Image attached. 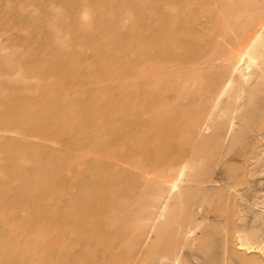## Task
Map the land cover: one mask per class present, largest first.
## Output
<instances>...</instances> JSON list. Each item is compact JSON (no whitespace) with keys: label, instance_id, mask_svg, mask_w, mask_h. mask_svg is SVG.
I'll use <instances>...</instances> for the list:
<instances>
[{"label":"bare ground","instance_id":"bare-ground-1","mask_svg":"<svg viewBox=\"0 0 264 264\" xmlns=\"http://www.w3.org/2000/svg\"><path fill=\"white\" fill-rule=\"evenodd\" d=\"M86 3L87 6L90 4V2ZM112 6L114 4L111 8ZM93 9L92 13L96 15L97 8L94 6ZM65 12L68 13V11ZM78 12L81 14L79 9ZM243 14L245 16L242 18ZM142 15L145 28L140 30H118L112 35L113 29H116L114 24L102 25V28L92 31L91 29L87 31L86 25L83 24L86 34L76 29V34H84L80 36V40H76L74 44L67 40L69 54L77 53L83 57V60L73 57L63 60V65L59 63L60 61L55 62L59 63V69H56L60 71L58 78L61 82L58 85L60 88L69 89V93L65 94H73L78 97V100L81 92L78 94V91L73 90L76 86L83 87L82 92L88 90L90 93L87 98H82L81 95L80 104L76 108L64 105V102H67L65 96L52 95L54 90L51 91L48 84L41 92L34 90L33 83L19 84L17 81L7 84L5 81V84H0V170L8 167L11 169L9 173L0 171V199L15 200L20 206H23L27 200L28 205L35 203L36 198L33 196L26 199L25 191L19 192L21 194L14 197L16 191L13 194L12 189L2 185L17 183L19 189L21 185L18 184L25 182V184L30 183L31 185L27 184V186L34 187V190L39 189L42 180L30 177L31 175L28 178L24 177L25 175L20 171L29 169L32 164L37 165L38 161L32 159L31 154L37 148L50 147L41 144L44 140L53 141L48 135L50 132H62L60 139L57 140L65 142L64 144L70 143L69 153H72L70 156L74 157L81 152L82 146L86 144L96 148L86 154L81 152L74 162L68 158L62 160L59 156V160L63 162L60 164L57 177H65L63 180L67 187L47 188L45 195L49 197L48 203H43L44 205L34 210L32 215L23 216L19 211L0 209V220L17 221L15 226L22 228L0 233V264H102L103 259L110 253L113 264H137L153 223L148 226L142 239L134 247H129L119 254L109 252L108 249L114 248L119 241L109 238L107 240V235L113 236L114 231L108 234L106 230L108 228L105 227L108 219L103 217V213L105 211L115 213L125 208V204L116 196L117 194L110 199L109 195L115 191L112 188V181L120 180L123 185H126L130 178V181L138 183L148 172L149 162H161L167 167L166 171L161 173L164 175L161 182L170 181L169 192H172L180 189L181 176L185 168L189 166L187 162L182 163L174 157H167L171 138L164 144L163 141L156 140V137L153 140H150L151 138L147 140L146 138H149V134L154 133L155 129L148 127L147 131H139L135 128L139 125L138 122H143L145 114L134 118V115H125L116 111L112 113L102 111L100 113L106 115L104 118L96 116L95 112H99L107 105L122 102L125 108L132 110L136 108V104L139 106L147 103L150 108L149 113L153 114L157 111L161 113L174 102L169 98L171 94L180 97L187 93L191 96L192 92L202 93L208 102L214 101V105H217L220 98L234 85L236 77L244 80L249 88L247 90H262L264 67L258 66L254 72H250V69L256 64L254 59L257 52L264 54V0H145ZM105 16L112 18L114 14L110 12ZM133 20L136 19L133 18ZM79 24H81L80 20L77 25ZM66 34V37L60 34L58 36L67 39L68 34ZM55 36L57 39V35ZM68 38L71 39V37ZM47 39L43 42H47ZM57 45L59 47V44ZM64 46L65 44H62L65 50L66 46L65 48ZM127 46H133L131 54L125 53ZM142 48L144 51L140 50ZM2 49L0 48V51ZM57 49L62 51L60 47L55 50ZM46 50L45 52L48 53L49 51ZM123 53L127 57H123ZM133 54L135 56L137 54L138 57L135 58ZM58 55L60 54L57 53ZM54 56L53 58L50 56L52 60ZM59 58L62 59L61 56ZM18 60L12 61L14 65L8 69H0V76L7 73L15 76L16 67L20 62ZM94 63L99 65L95 66ZM35 69L38 71L37 68ZM254 74L257 75L255 83L251 79ZM45 75L48 74L45 73ZM191 83H197L198 87L192 88L190 92L189 89L186 90V87ZM135 85L138 90L131 92L130 89L132 90ZM154 87L158 88V92H153L155 94L150 96L149 93ZM30 88L32 92H26ZM98 88H104L108 94L104 98H97ZM245 90L244 85L239 86L234 99L238 101L242 98ZM29 104L35 105V109L27 108ZM55 107H60V110H56ZM114 122L117 123L114 125ZM198 123L195 125H199ZM76 130H80L79 133H76ZM77 134H79L78 137ZM35 136L43 141L34 143L31 137ZM152 151L156 153L154 152V157L150 158ZM139 153L146 154L144 155L146 160H135V154ZM131 156L135 166L140 167L141 174H130L129 166L123 164L128 162ZM212 157L215 159V156ZM21 158L25 162H20ZM225 159L226 155L219 156L217 164H225ZM57 163L56 165L53 163L52 167L57 168V165L59 166ZM174 171H177V174L171 178V173ZM212 180L211 175L206 178V181ZM79 188L80 190L76 192ZM163 191L165 188L160 189V198L163 196ZM119 192L124 198H130L137 194L138 190L123 189ZM147 205L148 215H153L156 204L149 201ZM28 236L34 237V243H31V246L24 244ZM102 236L103 241L100 239ZM129 236H134L132 229H126L122 239L126 240L125 238ZM240 244L239 246L243 248L246 243ZM104 245H108L109 248L103 250ZM247 247L249 251L253 250L252 245ZM111 256L109 255V258Z\"/></svg>","mask_w":264,"mask_h":264},{"label":"rangeland","instance_id":"rangeland-1","mask_svg":"<svg viewBox=\"0 0 264 264\" xmlns=\"http://www.w3.org/2000/svg\"><path fill=\"white\" fill-rule=\"evenodd\" d=\"M102 1L104 2L103 5ZM86 2H90V4L87 6ZM113 4L114 6L111 8ZM97 5L100 6L98 7ZM94 6L98 10L95 11L98 13H96L97 16L92 13L95 10L93 9ZM109 6L110 8H107ZM144 6L145 0H1L0 48L3 49L0 51V69L6 70L13 66L14 62L12 61L14 60L17 61L19 59L18 61L20 62H18V67H16L15 76L12 73L11 75L3 73L4 75L0 76V84H5V81L7 84L17 81L19 84L33 83V88L37 92L43 91L46 84H48V86L50 85L49 89L51 91L52 89L54 90L52 95L55 97L65 96L64 98L67 102H64V105L74 108L78 107L82 96V98L89 97V91L82 92L83 87L81 86L73 88L74 91H78V94L81 92L78 100V97L73 96V94H65L69 93V89L60 88L58 85L61 82L60 78H58L60 71L58 72L57 70L59 69V63L62 64L63 60L73 57L83 60V57L77 53L69 54L67 51V40L72 44L76 40H80V36L83 33L76 34L75 30L78 29V31L85 33L83 24L86 25L87 31L90 29L91 31L97 30L109 23L114 24L116 29H113L112 35L118 30L129 31L130 29L140 30L143 27L145 28V21L142 15ZM77 8L81 14H79ZM65 11H68V13ZM110 12L114 14V17L108 18L105 16L106 13ZM116 12L119 13L117 14ZM55 13L56 16H54ZM100 14L102 16L99 17ZM244 16L245 14H243L242 18ZM66 17H68V21ZM133 18L136 20H133ZM63 19L67 22L63 21ZM79 20L80 26L77 25ZM60 23H62V27ZM127 23H133L134 25L132 24V27V25ZM99 24L101 25L99 26ZM31 33L35 35L33 36ZM52 33H56L57 39ZM57 33L64 37H66L65 34L67 33L68 35H66L71 37V39L59 37ZM49 36L51 37L49 38ZM46 39L47 42H43ZM55 40L57 41L55 42ZM48 44L50 45L48 46ZM57 44H59L62 51L55 50L59 48ZM62 44H65V50ZM44 48L45 50L48 48L46 51L49 52L46 53ZM50 48L53 50L51 51ZM125 49L126 54H131L133 46H127ZM140 50L144 51L143 48ZM56 51L60 54L58 56H61V60L55 53ZM37 54L40 57L36 56ZM126 54L123 53L122 56L127 57ZM54 55L57 56V59ZM12 56L14 58L16 56L17 59L11 58ZM50 56L52 58L54 56V60ZM137 57L138 55L136 54L135 58ZM55 62L59 63L56 64ZM254 62L256 64L250 69V72H254L258 66L264 67V54L257 52ZM94 65L98 66L99 64L94 63ZM42 68L45 69L43 70ZM37 72L38 74L36 75ZM45 73L48 75H45ZM32 74L35 75L33 76ZM251 79L255 83L257 75L254 74ZM241 85H244L246 90L242 98L237 101L234 96ZM197 87V83H191L186 87V90L188 91L189 89L190 91ZM98 89L97 98H104L108 94V91H105L104 88ZM247 89L249 88L244 80L236 77L234 85L220 98V102L217 105H214V101L208 102V99L202 93L192 92L191 94L194 96L184 93L180 96L181 98L171 94L169 98L174 102L171 106L165 108V111L161 112L162 114L158 111L153 114L149 113L150 108L147 103H142L139 106L136 104V108L132 110L125 108L122 102L115 105H107L105 108L100 109L99 112H95L96 116L104 118L106 115L100 113L102 111L109 113L116 111L125 115H134V118L145 114L143 122L136 121L139 125L135 128L139 131H147L148 127L154 128L155 132L149 134L150 137L146 138L147 140L150 138V140H153L156 137V140L163 141L164 144L171 138L172 140L166 154L167 157H174L182 163L187 162L189 166L185 168L181 176L180 189L172 192H169L170 181L161 182L164 178L161 173H164L167 169L161 162H149L148 172L144 179L141 178L138 183L130 181V178L126 185H123L120 180L112 181V188L115 191L109 195L110 199L117 194L116 196L122 199V203L125 204V208L115 213L110 211L103 213V217L108 219V223H105V227L108 228L106 229L108 234L114 231L113 236L107 235V240L109 238L119 241V244L117 243L112 249H108L109 246L104 245L103 250L108 249L109 252L113 251L115 254H119V252L129 247H134L140 242L148 226L153 223L148 239L141 249V257L137 264H264V85L262 90L249 91ZM135 90H138L137 85L133 86L132 90L130 89L131 92ZM156 91L158 92V88L154 87L149 95L157 93ZM26 92H32L31 88L26 90ZM27 108L35 109V105L29 104ZM55 109L59 111L60 107H55ZM177 110L178 112H176ZM194 122H199V125H195ZM116 123L114 122L113 124L115 125ZM39 130L45 132L43 129ZM76 131V133H79L78 131L80 130ZM61 133V131L50 132L48 135L53 139L51 142L49 140H40L36 136L31 137L34 143L43 141L41 144L46 147L49 145L50 147L48 149H35L31 157L38 161V166L32 164L33 166L30 165L31 167L27 168V171L21 170L20 172L25 175L24 177L28 178L31 175L30 177H37L38 180H42L41 188L34 190V187L29 186L31 185L30 183H27L29 184L28 187L25 182L18 184L19 186L21 185L20 190L17 188V183L15 184L16 186L11 183H9L10 186L7 184L8 187L7 185H2L12 189V193L16 191V195L13 193L14 197H18L21 194L19 192L25 191L27 193L26 199L33 196L36 198L35 203L28 205L29 201L27 200L23 206H20L15 200L3 201L0 199V209L6 208V210L19 211L23 216L32 215L34 210L44 205L43 203H48L49 197L45 195L47 188L54 186V188L58 187L57 189H64L67 187L65 186L66 182L64 183L63 180L65 177L62 175V177H57L58 170L61 167L60 164L63 162L61 159L59 160V156L62 160L68 158L74 162L81 152L86 154L96 149L86 144L82 146L81 152L74 155V157L70 156L72 155V153H69L70 143L64 144L65 142L57 140L60 139ZM154 152L156 153V151L150 152V158L154 157ZM144 155L146 154H135V160H146ZM222 155H226L224 160L226 165L217 164L219 156ZM212 156H215V159ZM132 158L131 156L128 162H123V164L129 166L130 174H141L140 167L135 166V161ZM20 162L25 161L21 158ZM53 163L55 165L57 163L59 166L57 165V168L56 166L52 167L54 166ZM0 171L9 173L11 169L9 167L2 168ZM176 174L177 171H174L170 177L174 178ZM210 175L213 180L211 182L206 181V178ZM161 188H165V191L162 192V198H160L159 194ZM123 189H136L138 193L130 198H124L119 192V190ZM79 190L80 188L76 192ZM149 201L156 204L153 215H148L147 202ZM5 221L0 220V233L10 232L16 228L20 230L21 227L15 226L17 221ZM126 229H132L134 236H129V239L125 238L126 240H124L122 239V234ZM100 239L103 241V236ZM33 241L34 237L28 236L23 242L31 246V243H34ZM240 243L246 244L241 248L239 246L241 245ZM247 245H252L253 250L249 251ZM4 247L6 246L4 245ZM109 255L111 256V253ZM109 255L103 259L102 264L114 263L112 256L109 258Z\"/></svg>","mask_w":264,"mask_h":264}]
</instances>
